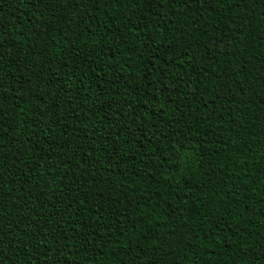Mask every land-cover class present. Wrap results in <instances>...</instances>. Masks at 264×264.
<instances>
[{
	"label": "trees",
	"instance_id": "1",
	"mask_svg": "<svg viewBox=\"0 0 264 264\" xmlns=\"http://www.w3.org/2000/svg\"><path fill=\"white\" fill-rule=\"evenodd\" d=\"M0 264H264V0H0Z\"/></svg>",
	"mask_w": 264,
	"mask_h": 264
}]
</instances>
